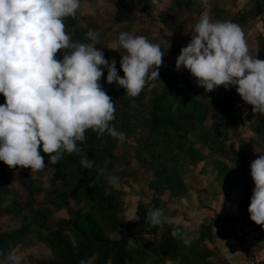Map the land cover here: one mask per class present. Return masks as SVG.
Masks as SVG:
<instances>
[{
  "label": "rangeland",
  "instance_id": "rangeland-1",
  "mask_svg": "<svg viewBox=\"0 0 264 264\" xmlns=\"http://www.w3.org/2000/svg\"><path fill=\"white\" fill-rule=\"evenodd\" d=\"M214 14H218L219 21L235 19L244 34L249 54L264 60V0H209L206 5L201 0H159V4H153L152 0H80L75 16L64 18L70 42L98 43L94 47L101 49L106 59L116 60L120 76V52L124 50L108 48L120 32L143 35L158 43L164 51L163 62L159 67V79L147 80L142 89L146 92L142 95L145 99L150 97L151 90L159 91L162 85L168 89L171 85L194 96L195 100L214 99L220 105L223 99L221 109L227 107L243 116L235 115L239 119L235 128H219L221 132L216 138L202 142L201 136L204 131L214 128L215 120V112L209 103H205L208 116L200 127L190 132L189 136L194 140L191 150L181 151L175 159L171 157L178 146L177 141L164 147L165 152H157L155 145L144 146L149 124L126 135L117 127V121L112 126L124 134L125 140L120 142L111 137L106 145H102L107 155L105 160L99 151L92 153V157L97 158L92 167L99 169L96 164L101 162L104 165L102 177L96 175L94 183H88L86 174L79 173L89 168L77 167V161H74L75 170L72 168L76 182L88 183L90 186L86 188L90 191L98 192L101 198H109L112 208L107 200L101 201L105 216L102 211L96 213L97 208L94 210L91 206L93 203L88 204L90 197L76 195L73 179L65 180L44 153L42 170L7 166L9 171L4 173L7 179L0 188V261L9 252L20 255L21 264H46L55 259L47 239L57 227L69 234L66 223L71 222L77 212L92 211L93 222L101 224L109 241L125 238L129 247H135V238L159 243L160 228L140 230L138 226L141 218L147 216L144 213L147 206L153 205L151 210L155 204L170 210L168 215L179 221L171 228L181 226L190 232L202 227L210 230L212 238L205 239L204 246H200L209 264H264V226L253 222L247 211L254 187L249 165L260 154L258 151H264V115L253 113L252 106L236 92V86L227 89L217 86L213 91L205 92L186 69L175 68V59L190 41L195 23L202 16L213 21ZM89 30L97 34L95 41L86 37ZM61 52H57V59L62 57ZM103 73L100 83L106 90L104 77L107 70ZM4 102L5 98L0 94V104ZM150 109L145 111L146 116ZM193 109L195 107L190 106V110ZM93 158L90 159L92 162ZM65 162L69 163V160ZM2 171L0 169V175ZM52 200H57L60 205H52ZM130 224L136 225L129 229L125 227ZM71 240L74 239L71 237ZM186 253L188 250L162 263L152 256L142 264H187L181 261ZM198 255L195 253L188 258L190 264L199 263ZM94 258L91 257L88 263Z\"/></svg>",
  "mask_w": 264,
  "mask_h": 264
},
{
  "label": "clouds",
  "instance_id": "clouds-1",
  "mask_svg": "<svg viewBox=\"0 0 264 264\" xmlns=\"http://www.w3.org/2000/svg\"><path fill=\"white\" fill-rule=\"evenodd\" d=\"M201 2L206 5L209 0ZM79 7L80 0H0V94L5 98L0 104V161L9 168L42 170L41 151L49 154L51 164L62 152L84 153L80 143L89 129L125 140L110 124L115 107L100 83L104 69L105 81L115 82L129 97L139 95L147 80L159 79L164 51L143 35L120 32L108 47L124 50L119 60L123 76L117 73L116 60L106 59L94 47L98 43H71L63 20L74 17ZM191 34L175 68L186 69L205 92L236 86L253 113L264 115V60L249 54L241 28L202 16ZM85 35L90 41L97 39L92 30ZM258 153L249 165L254 187L247 211L253 222L264 226V151ZM80 163L93 165L86 154ZM147 222L153 227L179 224L159 207L149 210ZM171 234L185 245L195 238L179 227ZM21 261L20 255L9 252L0 264Z\"/></svg>",
  "mask_w": 264,
  "mask_h": 264
},
{
  "label": "trees",
  "instance_id": "trees-1",
  "mask_svg": "<svg viewBox=\"0 0 264 264\" xmlns=\"http://www.w3.org/2000/svg\"><path fill=\"white\" fill-rule=\"evenodd\" d=\"M217 15L218 14H214L213 21H219ZM230 22L236 23L237 21L233 19V21L230 20ZM120 74L123 76L122 72H120ZM168 82L169 81H167V83ZM164 86L165 85H162V88L159 91L151 90L150 97L145 99L142 97V95L146 94L144 90H142L136 97H129L127 93L124 92L125 90L115 82H112L111 84L106 82V93L113 100L115 107V119L112 120L110 124L115 125L118 121L117 127L126 135L137 131L139 126L145 127L149 124L150 131L145 139L144 146L150 147V145H155L157 146V152H165L164 147L170 146L172 141H177L178 146H176L175 153L171 157L175 159L176 156H180L181 151L185 152L191 150L190 148L192 147L194 140L190 138L189 134L191 131L200 127L202 122H204L208 116L205 103H209L210 108L215 112L213 115L215 116V120L213 122L214 128L210 131H204V134L201 136L200 141L202 142L206 141L208 138H216L217 134L221 132L218 130L219 128H235L239 124V119L235 115L238 114L240 117L243 116L240 112H235L227 107L221 109L223 99H221L220 105H218L214 99L203 102L202 100H195L194 96H189L182 89L171 85L167 89ZM190 106L193 108L195 107V110H190ZM149 108H151L150 113L146 116L147 112L145 111ZM109 139L112 138L107 132L97 134L91 129L86 130L85 140L80 143V147L84 149V153L73 152L69 154L67 152H62L61 158L57 163L52 164L57 168L58 173L66 178L65 180L70 182V180L73 179L72 186L74 191H76V195H83L85 198L90 197L91 200L88 204L93 203L91 206L94 210L97 208V214H99V211L103 212V208L101 207L102 200H107L109 206L111 203L109 202L108 197L105 196L101 198V194L90 191L86 186H90L88 185L90 181L91 183H94L96 175L97 178L102 177L101 168H103L104 165L101 162L96 164L99 169H96L95 166H93L79 173L82 174L84 172L86 174L85 176L89 178L88 183L85 185L76 182V174L72 168L75 167L74 161H77V167H81L82 164L80 161L84 154H86L87 158L90 157V160L93 158L92 153H95L96 151H99V154L105 160L107 155L103 150L104 147L102 145H106V143L109 142ZM40 154L43 155V152L41 151ZM44 154L47 157L49 155L46 153ZM138 158L141 159V154H138ZM96 159L97 158L94 159L93 163H95ZM65 160H69V163H66ZM217 161L221 162L219 160ZM219 165L221 166L222 164ZM0 169L3 170L0 175V188H2L5 183L4 181L7 179L6 174L4 173H8L7 171L9 170L3 161H0ZM172 169H174V167H172ZM51 204L57 206L60 205L57 200H52ZM151 206L153 205H148L144 213L148 214ZM110 207L112 208V206ZM156 207L159 206L154 204V208ZM163 209L165 210L166 215L170 214V210L166 208ZM103 215L105 216L106 214L103 212ZM93 219L94 213L92 211H89L86 214L77 212L72 221L66 223L69 224L65 227L68 230L66 232L69 234H64L65 231L60 229V227H57V230L51 232L50 238L47 239V245L54 254L55 259L46 264H106L108 260L110 261V264H142L152 256L156 257V262L162 263L165 262V260L174 258L173 255L183 254L184 250H188V254L186 253V256H183L184 258L181 259L182 262L185 261L187 264L192 263L188 258L192 254L199 253L197 259L199 262L198 264L210 263L205 254H202L204 252L200 247L204 246L203 243L205 239L212 238V235L210 234L211 232L207 227H202L196 232H190L184 230L181 226H176L179 227L182 232H187L189 236L195 237L190 245H185L182 239L172 236L171 233L176 227L170 228L167 225L153 227L147 222V216H143L140 222H138L139 229L143 230L150 228L155 230L160 228L162 232L160 235L161 240L159 243H156L154 241L152 242V240L135 238V247H129L125 238L118 241H109L106 239L101 224H95ZM118 225L121 226V222H119ZM135 225L136 224H130L125 227L129 229L133 228ZM2 237L5 238L4 236ZM71 237L74 239L73 241L71 240ZM68 239L71 240V243ZM161 252L163 253L161 254ZM200 254L202 255L200 256ZM93 256L95 258L88 263V260Z\"/></svg>",
  "mask_w": 264,
  "mask_h": 264
}]
</instances>
